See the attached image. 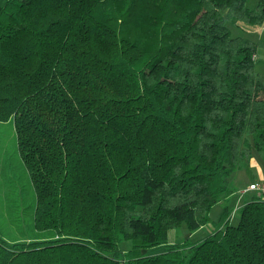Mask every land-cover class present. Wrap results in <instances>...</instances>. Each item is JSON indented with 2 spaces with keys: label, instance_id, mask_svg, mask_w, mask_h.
Here are the masks:
<instances>
[{
  "label": "trees",
  "instance_id": "1",
  "mask_svg": "<svg viewBox=\"0 0 264 264\" xmlns=\"http://www.w3.org/2000/svg\"><path fill=\"white\" fill-rule=\"evenodd\" d=\"M227 22L261 26L264 0H0V120L32 190L0 264H264L261 194L166 239L264 161V40Z\"/></svg>",
  "mask_w": 264,
  "mask_h": 264
},
{
  "label": "rangeland",
  "instance_id": "2",
  "mask_svg": "<svg viewBox=\"0 0 264 264\" xmlns=\"http://www.w3.org/2000/svg\"><path fill=\"white\" fill-rule=\"evenodd\" d=\"M256 0H245L247 7H253ZM231 35L245 36L251 40H264V30L259 25H253L245 22L234 24L227 22ZM253 67L255 70L264 73V47L256 46L253 55ZM249 173L242 167L235 168L227 175L228 184L235 187V193L240 188L246 186L248 182L264 179V161L258 156L252 148L249 158ZM262 165V167H261ZM250 179H254L251 180ZM32 190L29 185L27 173L15 150V135L12 122L10 120H0V231L8 239H18L29 233L30 225L29 204L31 201ZM236 195V194H234ZM234 196L231 198L232 204ZM223 202H217L209 210V221L202 226L189 230L184 222L178 227L167 230L166 239L169 243L181 241L188 238L191 241L197 240L205 235L212 228V220H216L223 207ZM7 205L14 208L7 207ZM14 212V213H12ZM237 212L229 220L233 223ZM129 245L128 240H120L119 246L125 250Z\"/></svg>",
  "mask_w": 264,
  "mask_h": 264
},
{
  "label": "crops",
  "instance_id": "3",
  "mask_svg": "<svg viewBox=\"0 0 264 264\" xmlns=\"http://www.w3.org/2000/svg\"><path fill=\"white\" fill-rule=\"evenodd\" d=\"M260 28L262 29V30H264V22L262 23V25L260 26ZM261 167H262V165H261ZM262 170H263V172H264V169L262 168ZM252 180H254V179H252ZM251 181V180H250ZM249 183V182H248ZM247 186V185H246ZM246 186H244V188H246ZM230 187H231V192L226 196V197H224L223 199H221V200H219L218 202L220 203V202H223L224 204H223V206L224 205H226L227 207H228V209H230V215L233 217L234 216V214H235V212L237 211V209L240 207V205L242 204V201L246 198V197H248V196H250L251 194H253V193H255L254 191H252V190H244L243 191V186L240 188V190H239V192H237V193H235V191H236V188L235 187H233V186H231L230 185ZM234 194H236V195H234ZM235 197L234 198V200L232 201V204H229L228 205V203H230L231 202V198L232 197ZM217 203V202H216ZM215 204V203H214ZM213 204V205H214ZM200 237H202V236H200ZM199 237V238H200Z\"/></svg>",
  "mask_w": 264,
  "mask_h": 264
},
{
  "label": "built area",
  "instance_id": "4",
  "mask_svg": "<svg viewBox=\"0 0 264 264\" xmlns=\"http://www.w3.org/2000/svg\"><path fill=\"white\" fill-rule=\"evenodd\" d=\"M244 190H252L257 194L264 195V179L249 182Z\"/></svg>",
  "mask_w": 264,
  "mask_h": 264
}]
</instances>
